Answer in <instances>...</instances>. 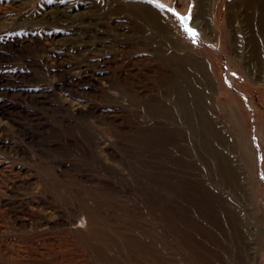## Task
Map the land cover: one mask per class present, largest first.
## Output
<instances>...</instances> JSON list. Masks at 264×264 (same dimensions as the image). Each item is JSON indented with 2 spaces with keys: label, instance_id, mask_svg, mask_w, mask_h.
Segmentation results:
<instances>
[{
  "label": "rangeland",
  "instance_id": "1",
  "mask_svg": "<svg viewBox=\"0 0 264 264\" xmlns=\"http://www.w3.org/2000/svg\"><path fill=\"white\" fill-rule=\"evenodd\" d=\"M263 11L0 0V264H264Z\"/></svg>",
  "mask_w": 264,
  "mask_h": 264
},
{
  "label": "bare ground",
  "instance_id": "2",
  "mask_svg": "<svg viewBox=\"0 0 264 264\" xmlns=\"http://www.w3.org/2000/svg\"><path fill=\"white\" fill-rule=\"evenodd\" d=\"M258 1V0H257ZM258 3V2H257ZM258 14H259V12H258ZM255 18V17H254ZM259 20H258V23H259V25H260V23H261V21H262V23H263V25L261 26V31L263 32L262 34H264V11H263V13L259 16V18H258ZM202 25H203V30L208 34L207 36L209 37V38H211V39H214V36H213V34L211 35V30H210V24H209V22L208 21H206V20H203V22H202ZM257 25V24H256ZM260 33V32H259ZM260 54L258 53V55H256V57H255V59L257 60V64L260 66V68L262 69V68H264V64H262L263 62H264V60L262 59V57H261V55L259 56ZM255 60V61H256ZM260 69V70H261ZM264 73V72H263ZM176 88H177V85H176ZM178 89V88H177ZM177 91H179V97H178V100L180 101V103L181 104H184L185 103V98L183 97V95L181 96V91L180 90H177ZM180 106H182V105H180ZM183 106H187V105H183ZM197 108H199V109H201L200 108V106H197ZM206 125L209 127L210 126V124H209V122H207L206 123ZM209 130H211V128L209 127Z\"/></svg>",
  "mask_w": 264,
  "mask_h": 264
},
{
  "label": "snow or ice",
  "instance_id": "3",
  "mask_svg": "<svg viewBox=\"0 0 264 264\" xmlns=\"http://www.w3.org/2000/svg\"><path fill=\"white\" fill-rule=\"evenodd\" d=\"M161 7H162V5H161ZM184 19H187V18H184ZM193 37H195L196 36V33L193 31V30H191V29H186Z\"/></svg>",
  "mask_w": 264,
  "mask_h": 264
}]
</instances>
